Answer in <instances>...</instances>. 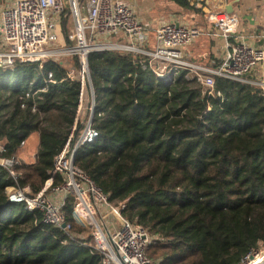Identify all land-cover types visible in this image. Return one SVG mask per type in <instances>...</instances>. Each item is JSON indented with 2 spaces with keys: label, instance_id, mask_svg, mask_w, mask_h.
<instances>
[{
  "label": "trees",
  "instance_id": "16d2710c",
  "mask_svg": "<svg viewBox=\"0 0 264 264\" xmlns=\"http://www.w3.org/2000/svg\"><path fill=\"white\" fill-rule=\"evenodd\" d=\"M171 1L203 12L190 0ZM144 59L89 53L98 135L78 148L75 163L111 202L124 204V216L157 237L146 253L160 264H239L264 245L263 89L217 75L221 95L207 97L187 70L165 82ZM48 72L54 81L45 84ZM79 93L80 82L53 60L0 68V157H17L39 134L33 163L22 160L15 175L0 164V264H105L73 196L63 207L65 231L8 193L45 187L75 124ZM63 182L58 173L52 185Z\"/></svg>",
  "mask_w": 264,
  "mask_h": 264
},
{
  "label": "built area",
  "instance_id": "2783aa9c",
  "mask_svg": "<svg viewBox=\"0 0 264 264\" xmlns=\"http://www.w3.org/2000/svg\"><path fill=\"white\" fill-rule=\"evenodd\" d=\"M191 1L196 7L206 5L209 8L210 5V0ZM206 17L224 36L225 53L222 63L216 68L185 58L184 48L203 32L199 25H186L178 20L164 22L155 29L154 41L150 42L145 25L125 0H7L0 7V68H13L17 62L40 63L43 67L49 60L64 65V61L57 60L66 58L70 61L68 77L80 82L75 124L63 151L56 157L50 179L35 195L29 194L28 187H9L10 199L24 202L29 211H41L43 222L69 231L71 226L66 221L63 207L71 195L75 199L74 213L80 223L91 229L92 245L103 253L105 264H160L146 253L148 247L158 240L157 237L152 236L146 227L134 224L124 216V204L111 202L102 188L75 163L78 148L92 142L98 135L92 125L96 101L88 55L105 50L144 55L143 61H147L165 82L173 81L178 72L187 70V77L196 79L207 97L221 95L215 88L217 75L258 85L264 92V47L249 44L242 37L231 41V36L238 31L239 20L225 8L210 10ZM65 18L71 19L72 26L63 35ZM114 37L116 41L112 39ZM76 64L79 66L77 71ZM258 67L262 79H252L250 76L255 75L254 69ZM257 76L261 77L258 72ZM52 81L53 72H48L44 83ZM3 150V145H0V152ZM18 163V156L0 158V164L13 175L12 166ZM58 173L64 182L53 186ZM254 255L247 256L239 264L258 262L250 259Z\"/></svg>",
  "mask_w": 264,
  "mask_h": 264
},
{
  "label": "rangeland",
  "instance_id": "374dc122",
  "mask_svg": "<svg viewBox=\"0 0 264 264\" xmlns=\"http://www.w3.org/2000/svg\"><path fill=\"white\" fill-rule=\"evenodd\" d=\"M6 0L0 1V4L2 5L6 4ZM149 4L147 6H143V10L145 14H143V17L147 19H153L158 20L161 19V22L163 21H169L171 18L175 16H182L183 18H186V22L190 24H197L199 25L202 30L207 27L210 23L206 17L207 12L217 11V10H223L225 7L223 5H219L218 7L214 8H208L201 6L199 8L203 9V12H195L193 10H187L179 7L171 0H148ZM245 4L243 5H249V7L252 6L253 3L255 5L250 10H257L259 13H261V10H264L263 4L257 2L256 0H245L243 1ZM68 5V4H67ZM247 7V6H246ZM140 14V13H139ZM244 18V15L242 16ZM72 26V21L70 18H67L66 22L62 26V33L65 35L67 31H70L69 28ZM220 38V37H219ZM220 42H217L214 39H211L210 35L207 34V32H203L201 36L193 43L190 44L187 48V51L189 52V55L191 59H193L195 62H200L202 65H208V60L212 58V55L215 56V53L218 51L220 52L219 47ZM120 51V50H119ZM125 52V51H123ZM64 61V66L67 67V69L70 68V61L66 58H58L57 61ZM72 63V62H71ZM199 63V64H200ZM78 64L75 65L76 71L78 70ZM254 74L257 75V72L260 73L259 67L254 69ZM37 133V132H35ZM33 133L26 141L23 147L20 149L19 155L25 162H34L35 155L38 152L39 149V135ZM18 156V155H17ZM1 158V157H0ZM22 160L19 158V163ZM14 168V166H12ZM255 254V253H254ZM253 254V255H254ZM264 260V245L261 246L259 252L254 255V257H251L250 259L256 260V259Z\"/></svg>",
  "mask_w": 264,
  "mask_h": 264
},
{
  "label": "crops",
  "instance_id": "0c3cea01",
  "mask_svg": "<svg viewBox=\"0 0 264 264\" xmlns=\"http://www.w3.org/2000/svg\"><path fill=\"white\" fill-rule=\"evenodd\" d=\"M0 1H2V0H0ZM125 1H128L133 6L137 17L141 20V22L146 27V31L149 35L150 42H153L155 29L158 26H160L162 23L167 22V21L161 22V19L153 20L151 18L147 19V18L143 17V14H145V13L143 10L141 11V9H143V6L145 7L149 4L148 0H125ZM243 1H245V0H240L239 2L234 4V8H235L234 14L238 17L239 28H238L237 33L233 34V36H231V41L238 40L242 37L249 44L264 47V10H261V13H259V11H257V10H250L249 11L248 9H252V7L255 5V3H253L251 7H249V5H246L247 6L246 7L245 5H243V4H245ZM256 1L259 3H262L263 8H264V0H256ZM190 2L195 8L201 9L199 7H196L194 5L193 1L190 0ZM229 2H230V0H210L209 7L214 8V7H218L219 5H223L224 7H226V5ZM201 10L203 11V9H201ZM243 15H244V18L242 17ZM185 19L186 18H183L182 16H175L174 15L171 18V20H169V21H177L178 20V21L185 23L186 25H189L190 23H187ZM203 32H207V34L210 35L211 39H214L217 42H220L219 47H220L221 51L220 52L217 51L215 53V56H212V58L207 61L208 65H205L208 67L216 68L215 67L216 58L223 60V56L225 53V50L223 48L224 47V36L222 35L221 31H219V29L215 28L211 23L203 29ZM118 38L123 39V37H118ZM112 39L115 41L117 40L116 37H114ZM187 47L184 48V55H185V58L187 60L191 61V59H190L191 57L189 55V52L187 51V49H188ZM191 62H193V61H191ZM193 63L199 64L200 62H193ZM221 63H222V61H221ZM200 64L202 65V63H200ZM259 75H260V73H259ZM35 134H38V133H35ZM19 153H20V151H19ZM19 153H18V158L23 160L21 158V156L19 155ZM35 158H36V155H35ZM27 163H33V162H27Z\"/></svg>",
  "mask_w": 264,
  "mask_h": 264
},
{
  "label": "water",
  "instance_id": "95a60500",
  "mask_svg": "<svg viewBox=\"0 0 264 264\" xmlns=\"http://www.w3.org/2000/svg\"><path fill=\"white\" fill-rule=\"evenodd\" d=\"M239 1L240 0H230V2L225 7L226 12L229 14H234L235 13L234 4L239 2ZM62 227H65V224H63Z\"/></svg>",
  "mask_w": 264,
  "mask_h": 264
},
{
  "label": "bare ground",
  "instance_id": "6f19581e",
  "mask_svg": "<svg viewBox=\"0 0 264 264\" xmlns=\"http://www.w3.org/2000/svg\"><path fill=\"white\" fill-rule=\"evenodd\" d=\"M258 262H254L253 264H264V260L262 261V260H260L259 258L258 259H256ZM255 260V261H256Z\"/></svg>",
  "mask_w": 264,
  "mask_h": 264
}]
</instances>
